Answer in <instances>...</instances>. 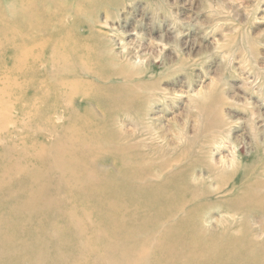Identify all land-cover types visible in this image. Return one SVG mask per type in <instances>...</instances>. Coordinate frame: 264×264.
Masks as SVG:
<instances>
[{
    "label": "rangeland",
    "instance_id": "rangeland-1",
    "mask_svg": "<svg viewBox=\"0 0 264 264\" xmlns=\"http://www.w3.org/2000/svg\"><path fill=\"white\" fill-rule=\"evenodd\" d=\"M20 1L0 0V20L17 21L5 11ZM39 5H43L41 11L54 12L52 19L59 20L55 21L57 26L52 24L43 32L54 38L67 34L68 44L77 45L76 50H85L90 57L82 61L76 55V62L69 60L77 77L89 80L94 87L127 86L139 96L152 97V101L137 104L147 113L145 117L132 120L118 112L106 131H118L123 146L129 145L134 154L147 158L167 160L183 154L182 159L188 163L186 181L202 192V198L194 203L201 205L186 207H201L197 218L204 229L219 238L239 230L241 234L243 229L257 233L251 221L243 223L242 212L232 210L230 201L240 190L241 194L245 192L240 184L255 179V183L264 182V0H43ZM9 38L0 35V59L8 58L0 68L6 76L12 66L22 61L17 56L9 58L14 52ZM45 45L34 61L37 78L48 87L40 94L41 110L28 108L27 99L32 94L18 91V85L26 79L14 77L0 85L7 88L0 92L7 96L0 98V130L4 129L3 136L13 142L20 137L36 139L44 152H49L58 145L57 130L67 121L51 88L57 76H68V72L57 71L51 64L50 50L53 48L55 53L57 46L52 42ZM88 65L91 70L106 67L109 73L100 78L86 76L82 70ZM113 95L116 102L126 98L122 90ZM74 105L77 111L87 106L104 118L96 101H78ZM28 116L39 118L41 123L38 119L28 123ZM15 119L22 124H14ZM48 152V159L59 155L49 156ZM53 160L55 165L57 159ZM104 161L96 159V177L113 171L114 167ZM40 162V166L49 165L51 169L44 177L49 182L55 177L57 164L51 167L52 162ZM219 173L226 175L223 187L217 180ZM234 187L238 191H230ZM16 188L11 185L12 191ZM81 188L53 195L56 216L61 207L77 209L78 214L92 210L94 216L105 215L101 208L94 210L89 202L79 201L84 197L98 198V190L82 195L85 191ZM251 190L264 192V188ZM10 204V198L4 197L0 205ZM177 216L171 214L169 221ZM14 219L10 216V221Z\"/></svg>",
    "mask_w": 264,
    "mask_h": 264
},
{
    "label": "bare ground",
    "instance_id": "bare-ground-1",
    "mask_svg": "<svg viewBox=\"0 0 264 264\" xmlns=\"http://www.w3.org/2000/svg\"><path fill=\"white\" fill-rule=\"evenodd\" d=\"M42 2L22 0L17 5L12 3V9L6 7V15H12L17 21L1 19L0 35L10 36L14 52L9 58L17 56L22 61L11 67L10 77L2 74L0 68V85L22 76L26 80L18 85V91L32 94L27 99L28 108L41 110L40 94L48 87L37 78L34 61L45 44L52 42L60 53L57 49L54 53L51 48V64L57 71L68 72V76H57L51 88L56 102L65 110L67 121L57 130L58 145L49 152H44L36 139L20 137L13 142L3 136L4 129L0 130V143L4 145L0 148V204L4 197L11 200L10 205H0V264H264V192L251 190L264 188V182L255 183V179L244 186L240 184L245 192L241 194L240 190L230 201L232 210L242 212L243 223L247 225L251 221L257 233L243 229L241 234L239 230L237 234L219 238L204 229L197 218L201 207H186L201 205L194 203L202 198L199 194L202 192L186 181L188 163L186 158L182 159L183 154L167 160L147 158L134 154L129 145L123 146L122 134L118 131H106L118 112L132 120L141 115L145 117L147 113L137 104L152 101V97L139 96L127 86L94 87L89 80L77 77L69 60L76 62L73 60L76 55L82 61L90 57L85 50H76L77 45H69L67 34L54 38L43 32L52 24L57 26L55 21L59 20L52 19L54 12L41 11L43 5L39 3ZM21 14L25 17L20 19ZM7 59L2 56L0 67ZM92 67L97 68L94 64ZM84 68L82 73L93 78L109 73L106 67ZM150 82L145 83L149 88ZM119 89L126 94L123 102L114 99L113 93ZM6 90L5 86L0 88V92ZM3 97L7 96L0 93V98ZM78 101H96L104 118L100 119L87 106L77 111L74 102ZM8 108L10 105L7 111ZM28 117V123L35 119L41 123L37 117ZM19 122L15 119L14 124H22ZM47 152L49 156L59 154L53 158L57 159L56 174L49 182L44 179L51 170L49 165L40 166V161L51 160V167H55L54 160L46 158ZM96 159L105 160V165L111 164L113 171L96 177ZM220 173L217 180L223 187L226 175ZM11 185L17 187L15 191ZM81 186L85 191L82 195L97 189L99 197H84L79 201L89 202L94 210L101 208L105 215L94 216L91 209L92 214L82 209L84 213L80 214L81 211L79 215L77 209L62 210L61 207L56 216L53 195ZM238 189L234 187L230 191ZM10 206L13 207L11 214ZM173 213L178 216L170 222ZM10 216L15 219L10 221Z\"/></svg>",
    "mask_w": 264,
    "mask_h": 264
}]
</instances>
